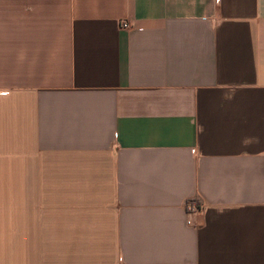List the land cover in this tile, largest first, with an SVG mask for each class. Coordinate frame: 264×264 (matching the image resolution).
<instances>
[{
	"label": "crops",
	"instance_id": "obj_1",
	"mask_svg": "<svg viewBox=\"0 0 264 264\" xmlns=\"http://www.w3.org/2000/svg\"><path fill=\"white\" fill-rule=\"evenodd\" d=\"M0 264H264V0H0Z\"/></svg>",
	"mask_w": 264,
	"mask_h": 264
},
{
	"label": "built area",
	"instance_id": "obj_2",
	"mask_svg": "<svg viewBox=\"0 0 264 264\" xmlns=\"http://www.w3.org/2000/svg\"><path fill=\"white\" fill-rule=\"evenodd\" d=\"M216 1H219V0H216ZM121 28L128 29L129 24L127 22H122ZM200 210H201L200 206L195 201H188L185 204V212L187 214H197L200 212Z\"/></svg>",
	"mask_w": 264,
	"mask_h": 264
}]
</instances>
